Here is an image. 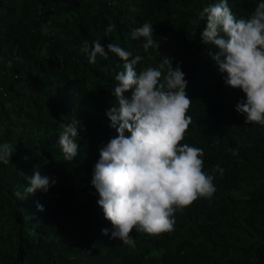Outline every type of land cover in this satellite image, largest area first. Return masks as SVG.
I'll return each mask as SVG.
<instances>
[{
	"label": "trees",
	"instance_id": "16d2710c",
	"mask_svg": "<svg viewBox=\"0 0 264 264\" xmlns=\"http://www.w3.org/2000/svg\"><path fill=\"white\" fill-rule=\"evenodd\" d=\"M218 2L0 0V143H15L10 163L0 164V264H264V126L246 124L235 111L245 94L224 84L209 55L217 49L200 39L205 22L192 23ZM259 2L228 0L238 19ZM145 22L159 43L148 52L143 38H131ZM93 41L106 52L113 43L141 55L138 73L165 57L180 67L192 100V124L181 143L202 148L204 171L214 176L211 199L176 212L171 232L133 229L134 247L110 238L112 225L91 186L99 150L116 134L105 113L118 107L113 88L124 63L108 53L89 64ZM74 119L78 151L66 162L60 124ZM217 165L223 174L213 173ZM36 170L56 183L26 194Z\"/></svg>",
	"mask_w": 264,
	"mask_h": 264
},
{
	"label": "clouds",
	"instance_id": "9594fccd",
	"mask_svg": "<svg viewBox=\"0 0 264 264\" xmlns=\"http://www.w3.org/2000/svg\"><path fill=\"white\" fill-rule=\"evenodd\" d=\"M201 21L205 27L200 39L217 49L209 55L224 84L245 94L246 99L236 104L235 111L244 115L246 124L264 126V0L250 16L239 19L228 0H219L203 7L192 23L199 26ZM112 30L110 25L106 32ZM41 31L47 32V28ZM131 38H143L144 52L159 48L150 22L132 31ZM84 47L88 50L87 41ZM108 53L124 62L123 70L115 75L113 88L118 107L105 113L109 128L115 129L116 134L99 150L91 186L99 196L97 204L104 219L112 225L110 238L134 247L135 240L130 236L133 229L148 235L173 231L174 214L198 199H211L216 187L214 176L204 171L203 149L181 143L192 124V117L187 114L192 100L185 91L187 81L180 67L174 69L171 58L165 57L158 66L138 73L136 66L143 59L141 55L133 56L131 51L113 43L107 45L106 52L100 41L91 44L89 64L96 63L97 55L106 59ZM129 91L131 95L126 97ZM60 128L58 146L64 160L70 162L78 151L75 138L80 121L61 123ZM14 146L15 143H0V164L10 163ZM229 151L238 155L237 149ZM212 171L223 174L224 169L217 165ZM55 183V179L50 182L49 177L36 170L25 193L47 192ZM20 195L16 193L17 197ZM43 210L37 204V211ZM108 232L107 228L101 229L103 235Z\"/></svg>",
	"mask_w": 264,
	"mask_h": 264
}]
</instances>
